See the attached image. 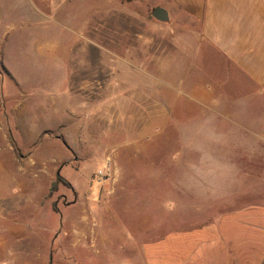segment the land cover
Wrapping results in <instances>:
<instances>
[{"label":"rangeland","instance_id":"rangeland-1","mask_svg":"<svg viewBox=\"0 0 264 264\" xmlns=\"http://www.w3.org/2000/svg\"><path fill=\"white\" fill-rule=\"evenodd\" d=\"M77 2L68 13L76 30L111 5ZM140 21L134 38L145 34L150 46L143 61L133 63L134 71L145 73L131 79L115 78L97 51L96 61L90 59L84 51L96 46L81 43L64 21L48 22L56 29L33 37L53 54L68 36L69 105L64 96L61 111L48 94L55 80L31 65L32 34L22 31L15 61L19 107L6 110L5 137L0 128V263L145 264L144 245L216 224L227 214L264 227V142L258 157L252 153L258 143L244 137L253 130L264 135V124L237 125L178 93L174 109L172 62L163 71L164 62L157 61L158 54L171 56V36L154 26L151 15ZM129 87L133 101L115 107L112 101ZM143 133L154 136L144 143L147 151L129 142ZM206 135L224 138L209 141ZM58 176L67 184L51 193ZM260 250L263 257L264 246Z\"/></svg>","mask_w":264,"mask_h":264},{"label":"crops","instance_id":"crops-1","mask_svg":"<svg viewBox=\"0 0 264 264\" xmlns=\"http://www.w3.org/2000/svg\"><path fill=\"white\" fill-rule=\"evenodd\" d=\"M109 2L110 7L100 19H85L83 25L77 26V32L68 23L69 7L75 6L77 0H0V128L3 137V128L9 119L6 110L15 113L19 107L15 99L20 97L21 90L15 84V61L20 60L22 31L28 32L29 36L32 34L27 52L31 65L35 63L32 66L38 72L44 70L55 80L48 93L52 108L61 111L64 96L69 105L68 36L64 40L65 46L63 43L60 52L53 54L43 52L41 42L32 41L34 36L55 30L56 27L54 29L48 22L58 19L66 23L64 28L80 35L81 43L85 41L96 46L90 51L84 49L90 59L96 61L97 51L101 60L110 62L115 78L131 79L136 72L145 73L143 69L134 71L133 63L143 61L150 46L148 36L140 33L134 38L132 30L134 25H140V20L151 15L154 26L167 31L172 40L171 56L158 54L157 61L164 62L163 71L165 66H169L165 63L172 62L174 109L179 108L178 93L201 108L213 111L215 117L231 120L237 125L256 127L264 124L261 123L264 114L256 116L255 111H264V0ZM156 8L166 10L168 22H160L152 16ZM133 19L139 22L133 23ZM138 47L144 54L138 53ZM95 76L96 69L92 73V77ZM128 89L130 91L123 97L112 101L115 107L118 101H133L132 87ZM28 124L31 125V118ZM257 132L253 130L244 137L258 143L252 153L259 157V144L264 142V135ZM153 137L143 133L135 139L130 136L129 142H135L133 146L147 151L148 146L144 143L154 140ZM156 138L159 141L160 133ZM223 138L206 135L209 141H221ZM221 155L228 156L227 153ZM239 214H227L216 224L173 232L154 244L144 245L145 264H262L264 256L260 249L264 246V227L254 220L251 222V217L246 221L247 218ZM25 264L37 263L26 261Z\"/></svg>","mask_w":264,"mask_h":264},{"label":"water","instance_id":"water-1","mask_svg":"<svg viewBox=\"0 0 264 264\" xmlns=\"http://www.w3.org/2000/svg\"><path fill=\"white\" fill-rule=\"evenodd\" d=\"M152 16L160 21V22H168L169 21V17H168V13L166 12V10L162 9V8H156L153 12H152Z\"/></svg>","mask_w":264,"mask_h":264},{"label":"trees","instance_id":"trees-1","mask_svg":"<svg viewBox=\"0 0 264 264\" xmlns=\"http://www.w3.org/2000/svg\"><path fill=\"white\" fill-rule=\"evenodd\" d=\"M60 183H65V184H67V183H66V180H65L63 177L58 176V177H57V180H56V181L53 183V185H52L51 193H53L54 191L57 190V188H58V186H59Z\"/></svg>","mask_w":264,"mask_h":264}]
</instances>
